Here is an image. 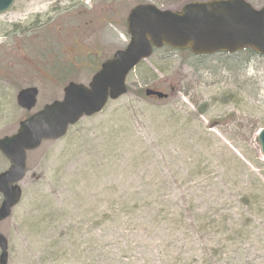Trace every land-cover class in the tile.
<instances>
[{
    "label": "rangeland",
    "instance_id": "1",
    "mask_svg": "<svg viewBox=\"0 0 264 264\" xmlns=\"http://www.w3.org/2000/svg\"><path fill=\"white\" fill-rule=\"evenodd\" d=\"M246 1L256 9L264 7V0ZM184 2L16 0L0 15V138L14 134L28 116L17 106L18 92L38 89L35 113L62 100L69 82L88 85L104 61L126 48L130 41L126 18L134 6L152 4L176 11ZM190 56L155 52L130 75L128 97L83 119L66 138L45 142L27 154L22 201L0 223V233L9 243L8 264L55 260L79 264L80 250L94 246L102 232L95 228V216L115 212L118 196L143 192L152 203L195 194L206 209L208 202L218 201L221 189L226 194L219 200L228 195L225 185L214 186L230 178L227 168L239 170L237 158L242 153L252 157L253 150L260 156L254 134L264 128V63L257 57L245 73L229 74L218 60L204 62ZM152 75L158 79L155 89L174 90L168 100L139 95L151 88ZM244 85L247 89L239 94L237 88ZM229 91L237 97L227 98ZM125 108L137 112L129 131L118 112ZM117 131L123 134L116 135ZM199 165L201 173L194 170ZM8 168L0 154V172ZM126 205L122 222L127 218ZM86 218H94L85 227L91 232L83 231L87 235L81 239ZM111 224L109 242L115 234ZM114 249L110 245L108 250Z\"/></svg>",
    "mask_w": 264,
    "mask_h": 264
},
{
    "label": "water",
    "instance_id": "2",
    "mask_svg": "<svg viewBox=\"0 0 264 264\" xmlns=\"http://www.w3.org/2000/svg\"><path fill=\"white\" fill-rule=\"evenodd\" d=\"M16 0H0V15ZM128 46L105 61L85 86L74 82L64 88L62 100L45 105L19 123L17 131L0 138V154L8 160V170L0 173V223L12 216L21 203L20 183L27 175V154L45 142L64 139L70 128L83 119L101 114L111 102L128 93L127 79L154 50L164 47L190 51L194 56L234 55L252 50L264 57V7L254 8L246 0H211L189 3L180 11H162L152 4L132 8L127 17ZM38 89L18 92V107L31 113L38 103ZM146 97L165 100L168 95L153 90ZM254 142L264 160V129ZM9 243L0 233V264H8Z\"/></svg>",
    "mask_w": 264,
    "mask_h": 264
},
{
    "label": "trees",
    "instance_id": "3",
    "mask_svg": "<svg viewBox=\"0 0 264 264\" xmlns=\"http://www.w3.org/2000/svg\"><path fill=\"white\" fill-rule=\"evenodd\" d=\"M195 1L201 0H185L183 6ZM162 50L173 52L168 48ZM257 57L259 56L251 50L236 55L190 56L204 62L218 60L229 74L245 73ZM259 58L264 63V58ZM152 76L154 79L148 84L150 89L157 90L154 88L157 76ZM60 79L65 80L62 77ZM242 88L246 90L247 86L237 88L239 94ZM129 92L128 87L126 97ZM171 93H168L169 98ZM139 95L146 97L145 90H141ZM237 95L229 91L227 98ZM118 112L124 129L131 130L137 117L136 110L125 108ZM114 116L115 114L111 118ZM114 133L123 134L122 131ZM251 154L252 157L247 152L242 153L241 158H237L236 166L239 170L227 168L230 178L222 183H215L214 186L225 185L228 195L219 200L226 194L221 189L218 201L211 200L206 209H203L201 202H197L201 196L195 194L182 198H163L160 202L152 203L149 199L146 200L143 192L118 196L113 202L115 212L104 211L95 216L98 219L95 228H102V232L93 242L94 246L80 250L79 264H264V161L253 150ZM194 170L201 173V165L194 167ZM124 204L129 207H126L127 218L122 222ZM92 219L94 218L83 220L84 224L80 227L81 239L87 235L83 231L91 232L85 227ZM109 223H112L110 229L115 231L110 242V237L107 238ZM121 229L127 231L120 232ZM116 232L119 235L117 238ZM110 245H114L115 249L108 250ZM50 264H59V261L55 260Z\"/></svg>",
    "mask_w": 264,
    "mask_h": 264
}]
</instances>
